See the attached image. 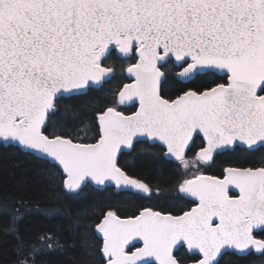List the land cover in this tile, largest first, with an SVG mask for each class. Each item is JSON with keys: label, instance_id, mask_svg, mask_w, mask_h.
<instances>
[{"label": "snow or ice", "instance_id": "1", "mask_svg": "<svg viewBox=\"0 0 264 264\" xmlns=\"http://www.w3.org/2000/svg\"><path fill=\"white\" fill-rule=\"evenodd\" d=\"M0 153L104 194L88 264H264V0H0ZM8 204L15 264L65 248Z\"/></svg>", "mask_w": 264, "mask_h": 264}, {"label": "trees", "instance_id": "2", "mask_svg": "<svg viewBox=\"0 0 264 264\" xmlns=\"http://www.w3.org/2000/svg\"><path fill=\"white\" fill-rule=\"evenodd\" d=\"M36 163L23 154H0V199L9 201L8 207L15 206L17 200L27 202L20 222V230L25 238L37 232L57 233L65 248L42 258L44 264H88L89 256L81 245L77 214L82 215L81 223H91V215H83L82 210L93 205L104 194L86 190L80 197L69 198L62 190L56 189L59 196L53 195L42 177L35 172ZM59 207V212H48ZM8 216L0 213V264H15V241L12 236L3 234Z\"/></svg>", "mask_w": 264, "mask_h": 264}, {"label": "water", "instance_id": "3", "mask_svg": "<svg viewBox=\"0 0 264 264\" xmlns=\"http://www.w3.org/2000/svg\"><path fill=\"white\" fill-rule=\"evenodd\" d=\"M1 154V153H0Z\"/></svg>", "mask_w": 264, "mask_h": 264}]
</instances>
